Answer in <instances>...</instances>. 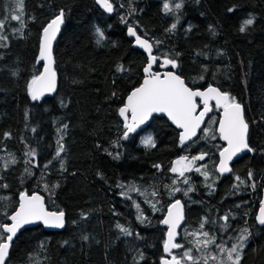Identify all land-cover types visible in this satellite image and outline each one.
Returning a JSON list of instances; mask_svg holds the SVG:
<instances>
[{
  "label": "trees",
  "instance_id": "1",
  "mask_svg": "<svg viewBox=\"0 0 264 264\" xmlns=\"http://www.w3.org/2000/svg\"><path fill=\"white\" fill-rule=\"evenodd\" d=\"M110 2L114 11L107 15L96 0H23L22 13L15 10V0H0V20H6L0 29L5 37L0 40V197L8 198L0 203L9 205L10 214L21 192H39L49 209L65 213L66 222L61 231L41 225L20 231L6 264H160L166 234L161 221L178 198L185 209L176 239L186 245L182 250H194L191 233L208 232L217 243L231 244L247 228L240 264H264V226L255 221L264 187V0H182V8L170 13L163 5L174 7L171 0ZM60 10L63 25L53 47L57 90L33 100L27 85L41 71V30ZM14 14L21 21L11 20ZM249 18L254 23L241 32ZM174 23L176 28L168 31ZM129 25L153 44L159 58L154 70L171 68L160 66L167 55L177 61L174 70L189 87L214 85L242 105L255 151L234 161L231 172L216 171L223 143L213 103L199 135L187 145L160 116L122 138L118 109L140 84L148 62L132 46ZM118 66L124 70L117 71ZM205 128L211 129L208 135ZM148 136L154 147L143 144ZM58 142L64 151L56 157ZM26 146L35 151L36 166L27 158ZM201 153L207 155L195 166H207V180L197 171L184 177L170 171L181 156L191 159ZM189 186L193 190L185 196ZM129 187L138 191L128 194ZM174 188L181 191L173 195ZM153 191L158 195L153 197ZM224 213L225 222V216L220 218ZM0 222L7 223L2 214ZM182 250L173 253L182 256Z\"/></svg>",
  "mask_w": 264,
  "mask_h": 264
},
{
  "label": "snow or ice",
  "instance_id": "2",
  "mask_svg": "<svg viewBox=\"0 0 264 264\" xmlns=\"http://www.w3.org/2000/svg\"><path fill=\"white\" fill-rule=\"evenodd\" d=\"M96 2L103 7L107 12L111 13L114 11L113 3L110 0H96ZM16 11L22 13L23 11V0H15ZM174 7L170 6V2H165L163 9L166 13L173 11H179L182 6L181 2H175L171 0ZM231 12L232 9H229ZM64 12L61 10L60 14L57 15L46 27L43 29L42 38L40 41V51L38 59L44 62V70L39 75L33 76L28 82L27 89L33 100L39 99L45 92H52L56 87V72L53 69V55H52V42L56 39V35L60 30V26L63 23ZM125 19L122 17V20ZM11 20L21 21V15L14 14L11 16ZM6 20H0V29H3ZM254 23V18H249L243 21L240 31H246L248 26ZM176 28V24H172L168 31ZM100 38H103V33L99 28L96 29ZM128 35L135 37L136 44L143 48L148 53V63L144 67V79L143 82L138 86L134 87L133 90L128 94L126 102L118 109V114L123 118L124 129L123 139H127L130 133L136 131V129L145 123L153 113H164L167 117L183 131L180 133L179 142L184 145L186 141L196 136L197 129L200 128L204 122L205 116H207L213 109L210 106V101H215V107L222 109V117L219 119V139L226 141L227 147L223 148L220 153V159L218 165H216V171L221 175L229 173L232 169L229 167V162L238 153L247 150L248 152H254L248 142L249 124L244 117V110L242 105L237 101L235 97H232L229 93L222 92L216 87L209 85L205 90L199 89L193 90L190 88L185 79L181 75L166 71L163 74L152 71L153 64L158 62V57L153 55V44L149 43L146 39H142L137 35V31L133 26L128 27ZM5 39L4 36L0 35V40ZM99 42V41H98ZM156 43H160L157 41ZM161 67H168L175 69L178 67L175 59L169 58L167 55L163 57V63ZM122 66L117 67V71H123ZM15 74V73H14ZM203 79V76L200 77ZM116 94L113 93V96ZM203 105V110L197 114V100ZM206 135L211 132V129H203ZM6 137L9 133L4 134ZM213 139L216 137L213 136ZM146 147H154L155 143L151 136L146 137L143 141ZM59 144V142H58ZM64 151L63 144H59V148L56 152V157H59L61 152ZM35 152L29 153L34 155ZM207 153H201L198 156H194L188 159L186 156H181L179 159L173 162V166L170 171L178 173L180 177H184L185 173L193 170V166L197 160H204ZM11 163H15L13 159ZM63 168V163L61 164ZM156 168H160V165H155ZM205 169L201 171V169ZM207 166L202 165L196 167L195 171L201 172V174L207 180L209 173L206 170ZM27 172V169L25 170ZM252 172H249V179H252ZM237 181L243 183L240 177H236ZM185 184H189L187 178L183 181ZM175 184L176 181H173ZM123 187V185H120ZM5 187H7L5 185ZM211 187V185H209ZM255 187V185H253ZM47 189V185H45ZM130 191H138V189L130 187ZM193 189L191 186L184 191V195L187 196ZM181 191L180 188H174L171 194ZM122 196L126 193L122 192ZM153 197L157 196L158 193L153 191L151 193ZM131 198V197H129ZM8 199L7 197H0V202ZM9 205H3L0 203V208L4 211L0 214L4 215L7 220L11 223L0 222V264H6V258L9 256V249L13 238L16 236L18 230L24 225L32 224L40 221L45 226L50 227H63L65 213L61 211L50 212L45 208V202L43 197L33 193L28 195L21 192L19 195V205L9 215L7 214V208ZM138 212L140 211L139 205H136ZM155 209L156 205H152ZM138 219H142V215H138ZM184 219L183 208L180 200H176L174 203L169 205L168 212L165 218L161 221L162 224L167 225V239L163 242L164 252L171 256V259L161 258V264H183L184 260L192 261V264H196L197 258L192 255L191 249H186L183 252L181 258H177L176 255L172 254V249H180L184 246L180 243L175 242L177 236V228L180 226L181 221ZM225 221L228 217H222ZM260 225H264V200L261 201L259 214L256 217ZM117 227L121 229L126 235H131V232L117 224ZM201 229L204 225L201 224ZM6 234V235H4ZM194 237L196 233H191ZM204 239H196L194 247L197 249L203 247L207 249L209 245L216 244V237L210 236L208 232H201ZM248 229L244 228L239 236L236 238L237 242L232 243L230 247H225L224 244H216V248L220 253L224 254V258H221L218 264H240L242 259V251L245 248V244L248 239ZM87 239V236L83 237ZM143 258L141 254V259ZM211 259L217 260L216 256H211ZM204 264H207L205 259Z\"/></svg>",
  "mask_w": 264,
  "mask_h": 264
},
{
  "label": "water",
  "instance_id": "3",
  "mask_svg": "<svg viewBox=\"0 0 264 264\" xmlns=\"http://www.w3.org/2000/svg\"><path fill=\"white\" fill-rule=\"evenodd\" d=\"M101 7V6H100ZM101 9L107 14V15H111L112 14V12L111 13H109V12H107L103 7H101ZM60 12H61V10L51 19V20H49L45 25H44V27H46L57 15H59L60 14ZM62 25H63V23L61 24V26H60V30H59V32L57 33V35H56V39H57V37H58V35H59V33H60V31H61V28H62ZM129 26H131V25H129ZM129 26H127V28H126V33H127V35H128V27ZM44 27L42 28V30H41V35H40V39H39V51H40V41H41V38H42V34H43V29H44ZM137 35H139L138 33H137ZM129 36V35H128ZM142 39H146L145 37H143V36H141V35H139ZM133 41H132V46L134 47V48H136V49H138L139 51H141V52H143L145 55H146V57H147V60H148V53L143 49V48H141L139 45H137L136 44V40H135V37H133V36H129ZM56 39L52 42V55H53V47H54V43H55V41H56ZM149 43H151L148 39H146ZM152 44V43H151ZM38 55H39V52H38ZM153 55H154V53H153ZM41 61V60H40ZM53 61H54V59H53ZM148 63V62H147ZM147 63H146V65H147ZM145 65V66H146ZM154 65L155 64H153V67H154ZM52 67H53V69H54V62H53V65H52ZM153 67H152V71H154V72H157V73H161V74H163L164 72H166V71H172V72H175L176 73V71L173 69V68H169V69H162V70H154L153 69ZM43 70H44V62L43 61H41V71H40V73L41 72H43ZM55 70V69H54ZM39 73V74H40ZM38 74V75H39ZM178 74V73H177ZM145 75V74H144ZM143 79H144V76H143V78H142V80H141V82H140V84L143 82ZM57 84H58V78H57V74H56V87H55V89H54V91H52V92H45L40 98H45V97H49V96H51V95H53L54 93H55V91L57 90ZM139 84V85H140ZM139 85H137L136 87H138ZM209 85H207V86H205V87H203V88H192L193 90H196V89H199V90H201V91H203V90H205L207 87H208ZM211 86H213V87H216V86H214V85H211ZM191 88V87H190ZM217 88V87H216ZM133 89H131L130 91H129V93L132 91ZM220 90V89H219ZM223 92V91H222ZM128 93V94H129ZM128 94L126 95V97H125V99H124V103L126 102V99H127V96H128ZM196 100H197V105H198V109H197V114L199 113V111H201V110H203V105L199 102V98H196ZM210 103V106L212 105V103L215 105V101H210L209 102ZM222 113H223V110L222 109H219V118H218V121H219V119L222 117ZM209 115V114H208ZM207 115V116H208ZM153 116H160V117H164L168 122H169V124L173 127V128H175L177 131H178V140H179V137H180V133L183 131L182 129H180V128H178L168 117H167V115L166 114H164V113H153L152 114V116L147 120V121H145V123L144 124H142V125H140L137 129H136V131L135 132H133V133H130L129 135H133V134H136V133H138V132H140V131H142L143 129H145L146 128V126L148 125V123H149V121L151 120V118L153 117ZM207 116H205V118H204V122L201 124V126H200V128L199 129H197V134H196V136H194V137H192V139L191 140H189V141H186L185 142V144L184 145H187V144H189V143H191L192 141H194L196 138H197V136L199 135V132H200V130L202 129V127L204 126V124H205V121H206V119H207ZM121 119H122V121H123V118L121 117ZM123 124H124V121H123ZM218 128H219V123H218V125H217V130H218ZM219 133V132H218ZM222 141V143H223V147H222V149L223 148H225V147H227V143H226V141H223V140H221ZM221 149V150H222ZM220 150V151H221ZM220 151H219V153H220ZM252 152H248L247 150H244V151H242V152H240V153H238L235 157H233V159L229 162V167H231V164L234 162V161H236L237 159H239L240 157H242L243 155H245V154H251ZM219 159H220V156L218 155V161H217V165H218V163H219ZM224 174H226V173H224ZM24 193H26V192H24ZM33 193H35V194H38V195H40L41 197H43V195L42 194H40L39 192H31V193H26V194H28V195H32ZM43 199H44V197H43ZM176 200H180V202H181V205H182V208H183V215H184V219L181 221V224H180V226L177 228V233H178V231L180 230V228L183 226V223H184V220H185V209H184V205H183V203H182V201H181V199H175V200H173L169 205H171L172 203H174ZM262 200H264V187L262 188V192H261V200H260V204H261V201ZM44 202H45V199H44ZM260 204H259V206H258V208H257V210H256V213H255V219H256V217H257V215L259 214V208H260ZM18 205H19V197H18V203H17V206L16 207H18ZM169 205L167 206V208H166V211H165V213H164V216H163V218H162V220L165 218V216L167 215V212H168V207H169ZM45 208H46V210L47 211H50V212H57L56 210H51V209H49L48 207H47V205H46V203H45ZM14 211V210H13ZM12 213V212H11ZM10 213V214H11ZM9 214V215H10ZM256 222H257V224L259 225V226H264V225H260L259 223H258V221H257V219H256ZM7 223H11V221L10 220H7ZM65 216H64V226L63 227H60V228H57V227H50V226H45L42 222H40V221H37V222H34V223H32V224H28V225H24L20 230H18V232H17V234L20 232V231H22L23 229H25V228H28V227H32V226H35V225H41L43 228H45L46 230H51V231H61V230H63L64 229V227H65ZM165 228H166V234H165V240L167 239V231H168V227H167V225H164V224H162ZM16 234V235H17ZM6 235V234H5ZM15 238V237H14ZM14 238H13V240H14ZM176 239H177V236H176ZM176 239H175V242H176ZM10 249H11V246H10ZM10 249H9V252H10ZM175 249H172V252L174 251ZM164 254H165V256H164V258L165 259H171V256H169V255H167L165 252H164ZM9 257V256H8ZM8 257L6 258V260L8 259ZM161 264V263H160Z\"/></svg>",
  "mask_w": 264,
  "mask_h": 264
},
{
  "label": "rangeland",
  "instance_id": "4",
  "mask_svg": "<svg viewBox=\"0 0 264 264\" xmlns=\"http://www.w3.org/2000/svg\"><path fill=\"white\" fill-rule=\"evenodd\" d=\"M31 152H33V149L31 148V147H29V146H26V148H25V154H26V156H27V158L31 161V163L34 165V166H36V153L34 154V155H29V153H31ZM35 152V151H34ZM196 167H198V166H193V170H191V171H188V172H191V173H193V171H195V168ZM190 173V174H191ZM130 189V187L129 188H127V193L129 194L131 191L129 190ZM126 195H124L123 197H125ZM226 215V213H224V214H221L220 215V218L222 217V216H225ZM197 234V236H195V241H196V239H204V238H202L203 236L202 235H200L201 234V232L200 233H196ZM217 243V242H216ZM184 247L186 246L184 243H181ZM232 244V243H231ZM231 244L230 245H228V244H224V246L225 247H230L231 246ZM183 247V248H184ZM183 248H180V251L183 249ZM193 248H194V250L192 251V255L194 256V257H196L197 258V261L196 262H200V263H203L204 264V261H205V259H207V264H218V262H219V260L221 259V258H223L224 257V254L223 253H220L219 252V250L216 248V244H212V245H209V247L207 248V251H204L205 249H202L201 250V248H199V249H197L196 247H194V245H193ZM185 250H182V252H184ZM172 254L173 255H176L177 256V258H181L182 256H178L175 252L173 253L172 252ZM183 255V254H182ZM211 256H216L217 257V260H213V259H211ZM183 263H184V261H183ZM185 264V263H184Z\"/></svg>",
  "mask_w": 264,
  "mask_h": 264
},
{
  "label": "flooded vegetation",
  "instance_id": "5",
  "mask_svg": "<svg viewBox=\"0 0 264 264\" xmlns=\"http://www.w3.org/2000/svg\"><path fill=\"white\" fill-rule=\"evenodd\" d=\"M217 165V164H216ZM248 178H249V173H248ZM251 183H253V179H249ZM251 191V190H250ZM258 208V207H257ZM224 220V219H223ZM256 221V219H255ZM225 222V220H224ZM257 223V222H256ZM233 222H230V225L232 226ZM258 225V224H257ZM259 226V225H258ZM260 227H263V226H260ZM212 236H215V235H212ZM219 240L216 239V242H218ZM216 244H221V243H216ZM228 245H230L229 243H226ZM179 259V258H178Z\"/></svg>",
  "mask_w": 264,
  "mask_h": 264
}]
</instances>
